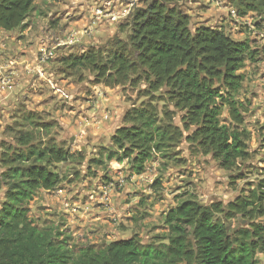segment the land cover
<instances>
[{
	"label": "rangeland",
	"instance_id": "rangeland-1",
	"mask_svg": "<svg viewBox=\"0 0 264 264\" xmlns=\"http://www.w3.org/2000/svg\"><path fill=\"white\" fill-rule=\"evenodd\" d=\"M150 1L38 0L25 28L6 37L7 45L15 42L22 51L45 50L46 65L41 76L28 78L18 102L6 100L10 83L0 89V208L6 191L1 174L28 165L14 160L27 146L13 136L37 149H64L68 161L50 167L58 183L49 191L38 190L26 208L32 225L50 233L73 257L81 249H99L131 237L143 245L167 244L164 217L169 210L186 200L225 206L264 180V18L241 16L236 0H161L187 15L191 29L218 28L235 41L249 42L254 50L253 60L241 71L244 82L237 97L247 106L243 128L249 134L248 159L231 170L187 141L191 129L185 130L181 113L139 76L116 85L96 66L71 63L76 57L103 53L115 40L127 42L133 13ZM148 106L156 110L157 125L170 124L178 134L159 152L153 150L137 174L130 160L119 162L121 153L112 136L118 128L131 126L125 122L128 111ZM164 113L170 114L169 122ZM219 119L230 125L225 111ZM216 219L229 232L244 225L240 217ZM256 259L264 264V253Z\"/></svg>",
	"mask_w": 264,
	"mask_h": 264
},
{
	"label": "trees",
	"instance_id": "trees-1",
	"mask_svg": "<svg viewBox=\"0 0 264 264\" xmlns=\"http://www.w3.org/2000/svg\"><path fill=\"white\" fill-rule=\"evenodd\" d=\"M37 1L0 0V30L24 29ZM236 9L241 16L254 13L264 18V0H236ZM253 55L249 42L235 41L218 28L191 29L189 17L175 5L152 0L133 13L127 42L115 40L103 53L76 57L71 63L96 66L116 85L139 76L181 113L185 130L191 129L187 141L211 155L222 169L231 170L248 159L249 134L243 128L247 106L237 97L244 82L241 71ZM223 111L230 125L220 122ZM164 115L169 122L170 114ZM156 116L150 106L133 108L125 117L131 126L118 128L112 136L121 153L119 162L130 160L137 174L153 150L159 152L178 134L170 124L157 125ZM13 138L27 146L14 160L28 165L1 174L6 191L0 208V264H257L256 255L264 253L262 180L249 195L237 196L225 206L186 200L169 210L164 217L167 244L143 245L131 237L99 249H81L73 257L53 242L50 233L32 225L26 208L38 190L56 186L58 175L50 167L68 161L69 154ZM218 215L227 220L240 217L244 225L229 232Z\"/></svg>",
	"mask_w": 264,
	"mask_h": 264
},
{
	"label": "crops",
	"instance_id": "crops-1",
	"mask_svg": "<svg viewBox=\"0 0 264 264\" xmlns=\"http://www.w3.org/2000/svg\"><path fill=\"white\" fill-rule=\"evenodd\" d=\"M9 34L10 32L0 30V81L5 80L8 82L7 85L10 83L12 86L11 90L7 92L6 99L12 104L18 102V92L24 89L25 84H29L28 78L41 76L43 73L41 70L42 68L44 70L46 64L39 57V52L43 50L41 48L36 51L29 47V50L22 51L21 48L16 47L15 42L10 43V47H8L6 37ZM23 34L21 33L20 36H24ZM260 65V70L264 72V61ZM0 100L3 99L0 97ZM260 112L264 114L263 106Z\"/></svg>",
	"mask_w": 264,
	"mask_h": 264
},
{
	"label": "built area",
	"instance_id": "built-area-1",
	"mask_svg": "<svg viewBox=\"0 0 264 264\" xmlns=\"http://www.w3.org/2000/svg\"><path fill=\"white\" fill-rule=\"evenodd\" d=\"M45 50H42L41 51V60L44 62L45 58H46V55H45ZM7 81L5 80H1V83H0V89L3 90L6 86H7ZM263 227H264V223H263Z\"/></svg>",
	"mask_w": 264,
	"mask_h": 264
},
{
	"label": "water",
	"instance_id": "water-1",
	"mask_svg": "<svg viewBox=\"0 0 264 264\" xmlns=\"http://www.w3.org/2000/svg\"><path fill=\"white\" fill-rule=\"evenodd\" d=\"M110 242H107V244H109Z\"/></svg>",
	"mask_w": 264,
	"mask_h": 264
}]
</instances>
